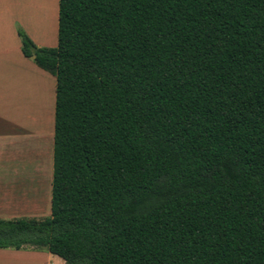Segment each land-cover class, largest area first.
Listing matches in <instances>:
<instances>
[{"label":"trees","instance_id":"obj_1","mask_svg":"<svg viewBox=\"0 0 264 264\" xmlns=\"http://www.w3.org/2000/svg\"><path fill=\"white\" fill-rule=\"evenodd\" d=\"M50 215L0 248L65 264H264V0H57Z\"/></svg>","mask_w":264,"mask_h":264},{"label":"crops","instance_id":"obj_2","mask_svg":"<svg viewBox=\"0 0 264 264\" xmlns=\"http://www.w3.org/2000/svg\"><path fill=\"white\" fill-rule=\"evenodd\" d=\"M51 1L0 0V219L32 215L34 203L44 197L50 201L48 185L44 184L50 181V147L45 151L47 168H43L42 159L39 163V180L27 184L22 175L27 172L26 159L30 158L35 134L45 135L53 146L55 78L23 55L17 29L37 47H54L57 13L55 8L51 21L49 11L52 3L57 6V0ZM35 124L43 131L34 130ZM23 257L40 259L43 254L0 248V264H17L10 259Z\"/></svg>","mask_w":264,"mask_h":264},{"label":"rangeland","instance_id":"obj_3","mask_svg":"<svg viewBox=\"0 0 264 264\" xmlns=\"http://www.w3.org/2000/svg\"><path fill=\"white\" fill-rule=\"evenodd\" d=\"M53 2V0L51 1ZM52 6V7H51ZM54 5L53 7V3L52 5H50V19L51 21L53 20V14H54V10L56 8V13H57V6ZM49 73V72H48ZM51 74V73H50ZM53 75V74H51ZM53 77L55 78V76L53 75ZM40 126L35 124L34 130H39V131H43V129L41 130ZM32 143H33V148L31 153L29 154L30 158H27V163H26V170L27 172L22 175L24 179H26L27 184L31 183V180H39L38 176V172L37 170H40V164L41 163V159L43 160V168H47V160H46V150L50 147V151L52 154V145H51V140L49 142V140L47 141V138L45 135L40 134V135H34L32 138ZM42 148V149H40ZM42 150H44V156H42ZM51 159L52 156L50 157V164H48V170L50 173V181H45V179H47V173L46 176L44 178V184L46 183L48 185V192H49V196L51 197V177H52V163H51ZM46 165V167H45ZM42 168V169H43ZM21 175V174H20ZM23 180V179H22ZM46 185V186H47ZM32 209V215H24L27 218H36V219H41L44 217H47L50 215V201L47 200L46 197H44L41 201H39L38 203H34V205L31 207ZM21 250H33L30 247L27 248H22ZM36 251H41V253L43 254V257L38 259H32V258H28V257H23V258H17V259H10L12 262H15L17 264H65V262L58 258L55 255L50 254L49 252H47L46 250H36Z\"/></svg>","mask_w":264,"mask_h":264}]
</instances>
